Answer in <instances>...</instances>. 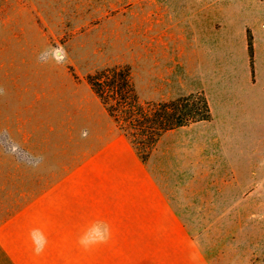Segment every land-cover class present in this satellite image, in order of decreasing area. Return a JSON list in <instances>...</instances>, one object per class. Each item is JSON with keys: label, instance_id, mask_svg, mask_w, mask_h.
<instances>
[{"label": "rangeland", "instance_id": "374dc122", "mask_svg": "<svg viewBox=\"0 0 264 264\" xmlns=\"http://www.w3.org/2000/svg\"><path fill=\"white\" fill-rule=\"evenodd\" d=\"M189 2L0 0V227L37 231L40 195L102 137L122 134L85 76L127 65L142 101L205 95L211 119L165 133L147 167L214 264H264V122L230 121L242 113L241 66L209 77L228 69L213 49L181 51L204 33L182 25L223 9ZM254 2L264 25V0Z\"/></svg>", "mask_w": 264, "mask_h": 264}, {"label": "crops", "instance_id": "0c3cea01", "mask_svg": "<svg viewBox=\"0 0 264 264\" xmlns=\"http://www.w3.org/2000/svg\"><path fill=\"white\" fill-rule=\"evenodd\" d=\"M212 5L223 8L222 12L203 13L204 21L182 25L181 31L204 33L199 34L197 50L182 46L181 51L201 55L213 49L214 61L226 63L228 69L210 71L209 77L233 78L235 68L241 66L244 79L235 89L242 100V113L230 121L261 125L264 25L256 24L255 2L187 3L189 8L200 9ZM248 32L253 44V77ZM38 203L37 231L23 226L16 229L14 221L0 227V264H214L147 163L122 134L102 137L78 166L40 195Z\"/></svg>", "mask_w": 264, "mask_h": 264}, {"label": "trees", "instance_id": "16d2710c", "mask_svg": "<svg viewBox=\"0 0 264 264\" xmlns=\"http://www.w3.org/2000/svg\"><path fill=\"white\" fill-rule=\"evenodd\" d=\"M248 53L253 73V44L248 36ZM85 81L116 128L128 139L146 163L160 138L168 131L196 122L209 121L210 106L202 92L166 102L142 101L127 65L108 67L87 74ZM141 150L145 154H141Z\"/></svg>", "mask_w": 264, "mask_h": 264}]
</instances>
